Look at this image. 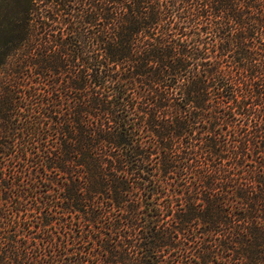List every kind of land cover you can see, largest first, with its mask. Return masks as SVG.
Segmentation results:
<instances>
[{
    "label": "trees",
    "instance_id": "16d2710c",
    "mask_svg": "<svg viewBox=\"0 0 264 264\" xmlns=\"http://www.w3.org/2000/svg\"><path fill=\"white\" fill-rule=\"evenodd\" d=\"M0 264H264V0H0Z\"/></svg>",
    "mask_w": 264,
    "mask_h": 264
},
{
    "label": "rangeland",
    "instance_id": "374dc122",
    "mask_svg": "<svg viewBox=\"0 0 264 264\" xmlns=\"http://www.w3.org/2000/svg\"><path fill=\"white\" fill-rule=\"evenodd\" d=\"M9 18V14L7 12V9L3 6L0 7V19H8Z\"/></svg>",
    "mask_w": 264,
    "mask_h": 264
}]
</instances>
